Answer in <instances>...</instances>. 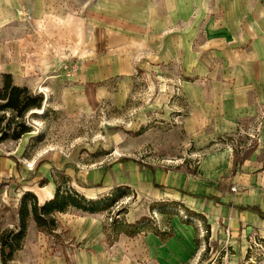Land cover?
<instances>
[{
    "label": "rangeland",
    "instance_id": "obj_1",
    "mask_svg": "<svg viewBox=\"0 0 264 264\" xmlns=\"http://www.w3.org/2000/svg\"><path fill=\"white\" fill-rule=\"evenodd\" d=\"M2 1L0 98L8 75L40 106L0 99V157L105 207L28 217L8 264H264L236 212L264 207V0ZM23 189L0 181V234Z\"/></svg>",
    "mask_w": 264,
    "mask_h": 264
},
{
    "label": "trees",
    "instance_id": "obj_2",
    "mask_svg": "<svg viewBox=\"0 0 264 264\" xmlns=\"http://www.w3.org/2000/svg\"><path fill=\"white\" fill-rule=\"evenodd\" d=\"M5 79L4 94L0 98L6 100L5 108L21 113L27 108L40 106L39 104L35 105L33 102L28 103L29 99L27 98L20 99V96L25 92V89L11 86L8 75L5 76ZM8 94L9 96L6 97ZM28 198H31L32 200V203L29 205L30 207H28L27 203ZM35 198V195L30 192L23 195L18 211L19 224L17 229L15 231H4L0 234L1 264H8L14 252L20 249L25 237L28 217H31L37 229L49 232L56 227V221L53 217L56 213H65L69 208H74L82 212L95 213L102 210V208H105L99 207L101 201L85 203L86 201L79 197L77 193L63 191L58 185L55 188L52 198L45 201L40 206L37 205ZM191 215L195 216V213H191Z\"/></svg>",
    "mask_w": 264,
    "mask_h": 264
},
{
    "label": "crops",
    "instance_id": "obj_3",
    "mask_svg": "<svg viewBox=\"0 0 264 264\" xmlns=\"http://www.w3.org/2000/svg\"><path fill=\"white\" fill-rule=\"evenodd\" d=\"M2 2L8 4L10 0H3ZM16 162L8 157H0V181H11L21 187H25L23 191L33 193L39 202H41L39 194H43V192L48 193L49 196H53L55 186L52 182V173H50V170L52 171L51 164L39 160L35 163V169H29V167H22V165H18ZM27 163L30 164V162ZM28 188H30V191ZM45 201L42 202L44 203ZM237 208H239L236 211L239 213V221H241L245 228L255 226L260 230H264V207L245 206ZM155 241L157 242V238Z\"/></svg>",
    "mask_w": 264,
    "mask_h": 264
}]
</instances>
